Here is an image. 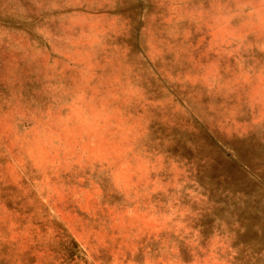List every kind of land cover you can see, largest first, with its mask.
<instances>
[{
	"label": "rangeland",
	"instance_id": "rangeland-1",
	"mask_svg": "<svg viewBox=\"0 0 264 264\" xmlns=\"http://www.w3.org/2000/svg\"><path fill=\"white\" fill-rule=\"evenodd\" d=\"M0 264H264V0H0Z\"/></svg>",
	"mask_w": 264,
	"mask_h": 264
}]
</instances>
